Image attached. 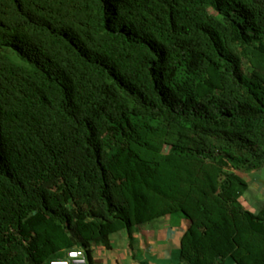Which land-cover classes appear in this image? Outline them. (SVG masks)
<instances>
[{"label":"trees","instance_id":"16d2710c","mask_svg":"<svg viewBox=\"0 0 264 264\" xmlns=\"http://www.w3.org/2000/svg\"><path fill=\"white\" fill-rule=\"evenodd\" d=\"M263 169L264 0H0V264L166 217L179 264H264Z\"/></svg>","mask_w":264,"mask_h":264},{"label":"crops","instance_id":"0c3cea01","mask_svg":"<svg viewBox=\"0 0 264 264\" xmlns=\"http://www.w3.org/2000/svg\"><path fill=\"white\" fill-rule=\"evenodd\" d=\"M257 183L251 186L256 187L254 192L258 193V198L264 200V182ZM152 223L153 227L145 229L146 234L138 228L131 238L127 237L129 240L121 237L113 241L111 236V249H93L88 264H179L180 240L188 228V222L181 218L176 220V217H166ZM114 247H118L116 249L121 261L115 258Z\"/></svg>","mask_w":264,"mask_h":264},{"label":"rangeland","instance_id":"374dc122","mask_svg":"<svg viewBox=\"0 0 264 264\" xmlns=\"http://www.w3.org/2000/svg\"><path fill=\"white\" fill-rule=\"evenodd\" d=\"M240 176L248 184V186L250 184V186L248 187L249 190L246 191L243 194L242 198L240 199V204H241V206L243 208H245L247 210H250V211H253V212H258V210L261 207L264 206V202H263L264 200H261V198L260 199L258 198V196H257L258 193L256 194L254 192V191H256V187H252L253 186L252 184H254V183L258 184L257 182H261V184H262V182H264V169L262 171H260V172H257V173L256 172H251V173L240 174ZM176 220H178V218H176ZM160 222H162V221H160ZM147 227H149V228L150 227H153V223H149L147 225H144V226L140 227V229H141V231L144 232ZM151 231H152V229H151ZM133 233H134V230H133ZM121 237L131 238V237H129V235H128V233L126 231L119 232V233H117V234H115V235L112 236L113 241L115 239H119ZM130 242L132 243V241H130ZM132 246H133V244H132ZM116 248H118V247H114V250L116 252L114 254L115 255V258L118 259L119 261H121L122 259L119 256V251ZM105 253L108 254L107 251ZM108 255H111V254H108ZM122 263L125 264V262H122ZM122 263L120 262L119 264H122Z\"/></svg>","mask_w":264,"mask_h":264},{"label":"built area","instance_id":"2783aa9c","mask_svg":"<svg viewBox=\"0 0 264 264\" xmlns=\"http://www.w3.org/2000/svg\"><path fill=\"white\" fill-rule=\"evenodd\" d=\"M50 264H87V260L81 250L73 249L67 251L64 258L52 260Z\"/></svg>","mask_w":264,"mask_h":264},{"label":"clouds","instance_id":"9594fccd","mask_svg":"<svg viewBox=\"0 0 264 264\" xmlns=\"http://www.w3.org/2000/svg\"><path fill=\"white\" fill-rule=\"evenodd\" d=\"M73 250V249H72ZM78 250H81L83 253H84V251L82 250V249H78ZM69 251V250H68ZM67 252V251H66ZM66 252H65V255H66ZM65 255H64V257H65ZM84 255H85V253H84ZM64 257H62V258H64ZM62 258H57V259H62ZM85 258H86V260H87V257H86V255H85ZM57 259H52V260H57ZM52 260H50V261H52ZM50 261H49V264H50ZM87 264H88V261H87Z\"/></svg>","mask_w":264,"mask_h":264}]
</instances>
